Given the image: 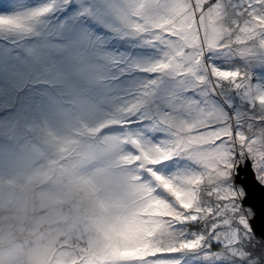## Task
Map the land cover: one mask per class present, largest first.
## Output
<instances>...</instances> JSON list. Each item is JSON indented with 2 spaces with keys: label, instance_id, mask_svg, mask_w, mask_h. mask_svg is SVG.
<instances>
[{
  "label": "rangeland",
  "instance_id": "1",
  "mask_svg": "<svg viewBox=\"0 0 264 264\" xmlns=\"http://www.w3.org/2000/svg\"><path fill=\"white\" fill-rule=\"evenodd\" d=\"M134 2L0 0V16L25 22V30L0 29V264H59L62 255V264H148L186 248L181 210L191 196L180 189L198 186L156 176L154 159L134 155L124 136L165 139L158 122L180 87L156 77L143 97L153 78L143 69L161 48L126 21ZM262 57L247 66L256 86H264ZM25 88L39 94L37 114L23 101ZM139 100L136 122L113 126ZM211 252L224 264H264L250 233Z\"/></svg>",
  "mask_w": 264,
  "mask_h": 264
},
{
  "label": "snow or ice",
  "instance_id": "2",
  "mask_svg": "<svg viewBox=\"0 0 264 264\" xmlns=\"http://www.w3.org/2000/svg\"><path fill=\"white\" fill-rule=\"evenodd\" d=\"M125 19L151 34L162 52L143 69L153 77L143 97L159 84L156 77L180 87L158 122L165 139L124 136L134 155L143 151L154 159L156 176L198 186L180 189L191 196V206L181 210L186 248L157 253L148 264H224L211 250L233 235L239 244L248 232L264 247V86L254 85L247 71L255 54L264 53V0H135ZM3 28L25 30V22L0 16ZM142 103L126 105L113 126H131Z\"/></svg>",
  "mask_w": 264,
  "mask_h": 264
},
{
  "label": "trees",
  "instance_id": "3",
  "mask_svg": "<svg viewBox=\"0 0 264 264\" xmlns=\"http://www.w3.org/2000/svg\"><path fill=\"white\" fill-rule=\"evenodd\" d=\"M1 5H2V7H1ZM4 8H5V6H3V4H0V11H3ZM236 65L242 66L243 63H241L238 59H236ZM22 98H23V101H25V99L27 100V101H25L27 103V105L32 106V108L34 110L33 112H36V114H37L38 112L41 111V107H40L41 104H40V101H39L40 97H39V94L35 90L30 89V88H25L24 89V95L22 96ZM35 123H37V120H35ZM84 212L86 213V215H87L86 218L88 219L90 212L89 211H87V212L84 211Z\"/></svg>",
  "mask_w": 264,
  "mask_h": 264
},
{
  "label": "crops",
  "instance_id": "4",
  "mask_svg": "<svg viewBox=\"0 0 264 264\" xmlns=\"http://www.w3.org/2000/svg\"><path fill=\"white\" fill-rule=\"evenodd\" d=\"M127 48H130L129 46L127 47ZM158 55V57L159 58H161V55H162V52L161 51H159V53L157 54ZM144 57H146V55H144ZM263 63L264 62H262V65H260V74H261V77L263 76V78H264V72H262V68H261V66L264 68V65H263ZM172 83H177L176 81L174 82H172ZM263 83V82H262ZM237 109H239V108H237ZM130 146V145H129ZM131 147V146H130ZM129 150V149H128ZM130 151L133 153V149H132V147L130 148ZM86 214V213H85ZM59 238V237H58ZM60 239V238H59ZM67 258H69V255H62L61 256V258H60V262H59V264H62V263H67L68 261H69V259H67Z\"/></svg>",
  "mask_w": 264,
  "mask_h": 264
},
{
  "label": "water",
  "instance_id": "5",
  "mask_svg": "<svg viewBox=\"0 0 264 264\" xmlns=\"http://www.w3.org/2000/svg\"><path fill=\"white\" fill-rule=\"evenodd\" d=\"M248 233H250V232H248Z\"/></svg>",
  "mask_w": 264,
  "mask_h": 264
}]
</instances>
